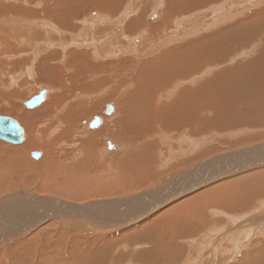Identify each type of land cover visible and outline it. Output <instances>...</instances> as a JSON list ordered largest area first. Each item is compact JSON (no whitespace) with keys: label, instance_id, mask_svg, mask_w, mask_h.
I'll use <instances>...</instances> for the list:
<instances>
[{"label":"rangeland","instance_id":"rangeland-1","mask_svg":"<svg viewBox=\"0 0 264 264\" xmlns=\"http://www.w3.org/2000/svg\"><path fill=\"white\" fill-rule=\"evenodd\" d=\"M64 1L65 0H38V7H37L35 4L34 6L32 5L33 0H29V1L25 0L22 2V5L24 9L28 10V13H26L25 11L18 10V5L20 4L19 0L0 1V4L2 5L3 8L2 12H0V17L3 18V22H5V24L3 23V25H1L2 22L0 24V28H1L0 31L1 30L5 31V34L0 32V40L4 41L5 39H9V44H11L10 47V45H8L7 43H5V45H3V43L2 44L0 43V66H2L0 67V116L14 119L15 121H17L18 124H20V127L22 128L23 132L28 133L26 128L27 125L25 124L26 125L25 127L24 125L25 122L22 123L23 120L21 118L22 116L21 114L26 112V110L28 113L34 111L32 112L34 114L32 115L31 113V115L35 117V111L41 108L39 106H43V104L45 105V101L48 102V100L43 101L42 104L37 106L38 108H34L35 110L27 108L22 103L29 101L34 96H36L37 92L41 91V89L39 90L38 87L39 88L41 87L43 89V86L49 87L50 85L51 86L49 88H53V89L51 91V94L49 93L47 99H50L49 97L52 94H58L59 97L63 99L61 103L58 105L57 110L63 107V105L68 107L70 104L71 106L72 105L71 103L74 102L76 103L84 102L87 105H93L94 108H98V107L99 108L97 109L96 112L83 116L81 119L78 120L77 126L70 129L61 128L62 129L61 130L59 128L60 131L57 130L55 133H52L53 130L50 131L52 127H48L49 124L45 125L44 127L46 128H44L43 130L47 131L45 132L47 133V135L45 134V138H43L44 141L43 139H41V143L39 144L40 146H38V148L33 149L35 151L29 150L30 152L29 151H27V153L24 152L21 156H19L20 159L19 165L15 167L14 163L11 161L7 162L6 164L0 163V199L4 198L7 195L15 194V192H19V191L28 192L29 196H27L26 198L36 197L39 199L47 198L48 200L49 199L58 200L60 201L58 202L59 207H63L62 210H67L66 208L71 207V205L73 206L75 204L76 206L73 208L74 212H78L79 210H77L76 208H80L82 207L81 205H86L91 203H92L91 205H94V202L96 204V201L97 204H99L98 202L103 203V202H109L111 200H122V199L124 200L136 196L143 199V197L146 195L144 198L147 199L141 200V205L150 206V207L156 205L155 206L156 209L152 207L153 210H151L150 208L148 212L145 215L141 216L140 218H137L133 214L121 218L119 220L121 223L117 222V220L120 217L119 218L115 217V221L117 222L118 225L112 227L111 224L113 225L115 223L107 224L105 229H103L105 225L99 224L95 228L103 229V230L102 231L100 230V232L97 233L96 235H93L94 233L91 232H88L89 234L87 233L85 235L84 230H82L80 226L77 227L76 226L77 224L74 221L73 222L76 225L74 224V227H72L73 222L71 220L73 219L70 218L68 219V217H59L58 218L59 221L58 219L47 222H43L40 220L41 221L40 223L37 222V224H35L36 227L33 228L34 230L29 234L30 236L27 235L26 237L20 239L19 241H17V239H19V236H17L16 231L9 230L6 236L9 235L13 237L14 240L13 241L6 240L3 243H0V264H167V261H165V259L155 258L152 256L153 251L155 250L160 251V246H162L161 242L163 241L162 237L165 240H168L167 244L169 243L173 244V240H170V238L172 239L174 238L173 237L174 232L170 230L169 231L162 230L163 220L168 221L169 219H171L172 221H174L175 219H178V217L182 215L181 213L182 207H184L185 205L191 206L193 203H198L197 206L199 205V203L200 204L202 203L204 204V206L209 208V210L204 211V215L206 216L207 221L205 224H201L202 226L198 227L197 229L195 228L189 229L188 231H192L189 234L186 231V236L180 235V239L177 241V244H179L178 245L179 248H177V252H175V253L179 252L178 256L177 254L171 255L173 257L168 264H174L175 262H176L175 264H264V229H263L264 226L262 225H261L262 227L261 226L255 227L258 228L256 229V231L257 230L258 231L257 232L255 231L253 236L251 234L250 238L245 240L246 242L243 240V242L246 243L245 244L242 242L243 244H245V247L241 251H238V253H236L237 254L236 256H231L230 253L226 250V248L233 247L232 246L233 244L229 239V237L225 241H223L222 239L223 237L217 235L212 238L214 233L216 234V232L218 233V231L220 232L222 230L223 232L224 231L230 232L232 231V229H234L233 228L234 224L231 223L230 217L235 216L241 218L237 222H250L251 218L254 217L262 218L264 216V156L263 155L260 156L261 155L260 153L255 152L252 155L250 153L249 154L250 157L247 155L248 158L243 157V160L242 157L241 158L238 157L236 158L235 162L242 161V163L246 167H251V168L240 170L237 173L235 171H232L233 173L232 175L225 177L219 176L215 180H212L215 177L214 176V173L216 172L215 168L221 165L219 164L218 159L225 157V155L227 154H234L239 151L247 152V150H251V146L253 147L255 145H259L264 142V113L262 114L260 113L257 115L246 114L240 117H231L229 118L230 120L229 119L218 120L215 118L214 122H217V124L218 123L226 124L224 120L226 122L229 121V123L228 125H224L223 128L222 127L216 128L207 123L206 127L203 128V130L205 131L194 130L191 133H189V131L188 130L186 131L185 129L182 131H178L175 128L177 123H179L178 121H176V119L179 117L175 115V112L176 114L178 112V115L181 114L180 117L184 116L185 114L180 113L179 111H174L169 114L167 113L165 116L166 119L163 120V123H160L161 125L160 124L159 126L158 124L151 125L152 130L150 129L151 130L150 132H153L151 133V136L154 137H150V140L148 138L147 141L145 140L144 137H141L135 142L133 140V146H132L133 151L130 149L127 150L129 153H132L133 156L131 159L129 158V160H127L123 158H126V154L128 153L125 150L126 147L125 144H127L126 142L127 141L129 142V140H125L122 135L120 136L117 133L118 127L114 123H111L112 122L111 120H107L111 116H109L105 112L106 107L108 105H112L113 107L116 108L115 109L116 115L121 116L123 114L124 108H122V103L124 101H127V95H128L127 93L128 92L132 93L131 96L135 93V89H133L132 84L131 86L128 85L133 80L135 81L137 77H139V74L141 72L140 70H142V67L148 65L150 60H151L150 64H153L151 62H154V60L156 61V58L158 59L159 57H161V55H163V57L164 55L167 56V53L169 51L177 48L175 46L180 47V45H182L183 43L187 44V42L189 43L194 39H195L194 41H196V38H199L201 36L211 35L215 31H216L215 33H218L219 31L220 32L224 31V29H227L228 31L231 30V28L232 29L240 28V26L245 27L247 23H251V24L255 23L258 25L261 23L262 20L260 21L258 20V18L260 19L259 17L260 15H258L260 14V12L256 14L255 11L259 10V8H253L251 7L252 5L251 6L249 5L250 7L246 6L247 7L246 8L245 3L248 2L247 0L244 1L215 0L213 3L207 5L205 4L210 0L204 3L202 2V0H195V2L197 1L199 2V6L196 7L197 10L189 11L190 12V15H188L190 17V18L188 17L189 19H186V17L181 16L189 13V12L182 13L184 10L188 11L189 8L187 7V3L185 2L183 3L182 7H178L175 10L176 16L178 15L179 17L177 18L178 20L173 19L174 20L173 23L171 24L168 23L169 26L166 25L164 27V23L162 21L163 20L162 13L165 5H159L160 4L159 0H115L120 2L119 6L115 10L116 12L114 11V15H116L117 17L112 14L114 9L112 11H110L108 8L102 9L103 6L106 5L102 3L103 0H94V1L82 0L80 4L84 5L83 6L84 10L83 11L81 10L82 12L79 13L78 18L72 21V25L70 24L69 26L72 30H75L74 32H78V33L75 34L74 32L73 33L66 32L64 35L61 36L57 30L51 31L48 26L41 27V25H43V23H47L50 17L49 14L45 13L44 10H52L58 7V5L62 4ZM86 1L89 4H87ZM232 3H235L237 8ZM237 3L240 5H238ZM241 4H244V6L242 5L243 6L242 7ZM14 5L16 6L13 7ZM132 5L134 7L137 6L139 8V11L138 13H136V10L134 9L133 17H131L126 22L125 25L126 27H123L124 29L126 28L123 34L124 35L127 34L129 37L133 38L136 35L138 36V34L144 29H149L150 27V29L153 30L152 31L150 29L147 31L144 30L146 37L144 36L145 39L144 38L142 39L144 43L141 41L143 45H141V47L139 48V53H131L130 50L129 53L118 54L116 57H112V58L109 57L108 59H106V57L104 56L105 53L109 54L111 51L114 52L117 51V47L119 46L129 45L128 41H126L121 35L120 30L122 28L120 27L119 19H121L120 17L124 16L127 6L132 7ZM231 5H233L234 9H231L232 7ZM240 6L242 8H239ZM212 7L215 8L214 9L215 11L212 9ZM219 8L221 12L222 11L224 12L222 13L220 12L221 14L219 12H218L219 14L214 13L216 11H219L218 10ZM244 8H246V10ZM33 9L34 10L36 9L35 13H31ZM107 9L109 11H107ZM228 9H231V11L233 12L235 11L236 15H234L235 13L233 14V12L230 13L231 11H229ZM242 9H244L245 11H243ZM247 9L253 11L248 10V12H250L248 13L246 12ZM16 11L19 13H17ZM94 11L100 13L104 12L105 15L107 14L110 15V19L114 18L115 21L112 19L111 20L112 23L107 24V26L103 25L102 27L98 25L99 24L97 21L98 15L97 13H92ZM178 11L181 12L182 14L179 13ZM242 11L245 13H243ZM154 12L157 14V17L155 19H152L151 15L155 14ZM225 12H228L230 14L227 13V15H225L226 14ZM89 14H92V17H95L96 19L85 22L84 20L88 19L86 16L89 17ZM137 14L139 15L137 16ZM105 15H102V17H105ZM222 15L223 16L225 15L224 17H226L227 19L223 21H219V23L217 24H214L212 27H210L211 29L207 27V25H209L210 23L212 24L215 17L217 20L218 17L219 20L223 18ZM191 16L193 17L192 21H191ZM231 16H233L234 18ZM60 17L62 18L59 19L65 22L66 15H61ZM138 17L141 18L142 21L141 26L136 27L132 25L127 30V26L131 25V22ZM19 19L23 20V23ZM186 20L189 21L187 22ZM83 21L87 24L92 23L98 26L96 29V33L97 31L98 33L97 34L95 33L96 35L94 34L95 37L93 35V30H91L93 28L89 25L87 26L84 23H82ZM248 21H252V22H248ZM181 22L187 24L184 26L185 28L178 27L182 25ZM150 24L153 26H151ZM142 26L144 27L143 29L141 28ZM147 26L149 27L147 28ZM189 30L192 33V35L190 36H189ZM56 31L58 32L59 35L55 33ZM174 32L176 34L177 33L179 34V36H177V39L170 40V42L168 43L171 44L169 45L166 44L161 49H157L158 46L156 45V43L162 42L163 38L170 37V35L173 34ZM186 32L188 33L187 35ZM82 33H84V35ZM175 33L173 34V37L176 35ZM26 34H29L31 36L29 37V35ZM220 34L221 33H218L219 36ZM180 35L184 36L185 38L182 36L180 37ZM27 36L31 44H29L28 39L26 40ZM92 36L94 39L97 38L98 40L102 39V41H100L101 45L100 43L97 45V43L95 42L97 46L96 47L94 41H92L94 46L93 44H91L92 42L88 43V41L90 42V39H92ZM217 37H218L217 34H215V36L213 35L209 37V39L207 38L205 40L206 42H204L203 40L202 41L204 42L203 45H208L210 42L214 43V40ZM83 38L85 40L80 42ZM258 38H261V36L260 37L258 36ZM157 39H162V40H157ZM48 40H50L52 45H49L51 43ZM72 41L77 42L76 44H78V46H76L75 42ZM152 42L154 43L156 42V43L154 44ZM81 44L83 47L81 46ZM88 44H90L89 47ZM191 44L195 45L194 42H191ZM66 45L67 46L69 45V47L65 48ZM149 45H151L152 47L151 46L149 47ZM153 45H155L154 48L156 49V52H154L155 49L153 48ZM197 45L198 44L196 43L195 47ZM1 47H3V49ZM61 47H64L65 49ZM146 48H148V50ZM151 48H153V50ZM95 49L100 50L99 53L101 52V54L99 55L98 54L96 55V53L94 54L93 52L95 51ZM142 49L147 51L143 52L142 54L141 53ZM3 50H7V51L10 50V51H8L9 53L7 51H6L7 53H4L5 51ZM65 53L66 55L73 53L82 54V59L84 57V54L85 56L89 55L86 57L87 60L84 62V64L99 66V67H95L96 70L98 71L93 72V69L88 67H83L82 59L80 60L73 58L72 63L69 64L68 58L65 55ZM36 55L38 56L35 59L34 57ZM255 56L256 54H254L253 56H249L247 58H238L233 64L223 66V68L221 65H215L218 66L219 69L216 68L212 70V73H206V72L203 73L204 70L197 71L196 73L194 72L191 74L192 76L196 74L197 76H201L205 74L203 77H201V80L204 78L203 79L204 81L203 80L200 81V79H198L197 82L194 81L195 83L194 82L190 84L188 83L190 86L192 84L195 86L192 85L190 87L189 85L187 86L185 84L181 88L191 89L200 86L201 83H204L205 81H207V79L211 78V76L214 73L221 72L224 68L231 69L236 65H238V62L250 61L254 59ZM18 58L19 60H17ZM120 58H122L123 60ZM138 58H140V61H138L139 60ZM88 59L90 62H88ZM152 59L154 60L152 61ZM164 59L165 58H163V60ZM92 61L94 63H92ZM107 63L108 66L105 65ZM110 65L111 66L114 65V66H112V68L110 69L111 67ZM119 65L121 66L119 67ZM81 66L83 67V71L85 72L83 73L82 76L86 75L84 79L86 80L85 81L86 84L85 82L83 84L79 83L75 87L73 86L74 88L70 87V90L69 89L65 90L64 88L66 85H64V83H61L62 82L60 80L61 77L62 79L71 78V76H74L76 74V68L80 69ZM105 66H107V68H105ZM38 67H40L41 73L43 72L46 73L47 67H50L51 69L50 73L54 74L53 76L56 78L59 77L58 82L56 83L54 82L53 84V83H49V81L46 82L45 80L44 83H42L39 80L37 74L35 73L36 71L39 73V70L36 69ZM162 67L163 65L159 66L158 70H161ZM32 68L34 69L32 70ZM132 69L133 72L131 71ZM31 70L33 72H31ZM115 70L116 72L114 73ZM100 72H102V75ZM124 72H126L125 76H124ZM95 73L100 75L97 77ZM130 73L132 76L131 75L128 76V74ZM110 74L113 75L111 76ZM76 76L77 75H75V77ZM94 76H96L95 79ZM192 76H188V77L193 78ZM149 77H151L150 81L153 83V73H150ZM125 79L126 80L130 79V80H128L129 81L128 82ZM97 80L100 81H98V83H95ZM126 83H128L127 87H126ZM98 84H100L101 86L99 85V87L97 88ZM78 90L79 91L81 90L80 92L82 93V95L85 94L83 95L84 97L76 96V93H80L77 92ZM179 90L180 89H178L177 92ZM15 92H17V94H15ZM205 92L206 94H208L209 90ZM174 95L175 94L171 95L172 97L170 96L171 102H173L174 100ZM165 97L161 98V102L165 103L164 101H166L167 104L168 103L170 104V101H168L169 97L168 98L166 97L168 100L167 99L165 100ZM131 99H133V97H131ZM208 100H209L208 97L203 99V101H208ZM11 106H14V108L16 109L14 114L11 113V111L14 112V110H8ZM64 108L63 110L67 109ZM44 113L47 115L48 112L46 111ZM36 114H40V113H36ZM62 115L63 113L60 114L59 116L61 117ZM210 115L213 114L211 113L207 114V119L209 120L213 118V116ZM251 116L254 117V118L252 117L253 118L252 121L254 120L253 121L254 123L251 121ZM18 117L20 119H18ZM94 117L102 118L103 121L101 125H99L100 127L99 126L96 128L89 127V122ZM256 117L259 120H256ZM40 118L43 119L44 117L43 116L39 117V115L35 117V120H37L36 121L37 124H40L42 122L39 121L41 120ZM245 118H247L246 121L249 122L250 124L244 121ZM199 120L204 121V119L202 118ZM235 120L238 121L240 120L239 121L240 125L234 127V125L239 124L238 121L236 123H233ZM58 122L59 120L55 116H52L51 123L53 124ZM202 125L204 126L205 123ZM108 130H110L109 133ZM104 131L106 132L104 133ZM100 132L102 135H104L102 136L103 138L101 137ZM26 133L24 134L23 141H26L27 139ZM90 134L91 135L95 134L96 136L98 135V137H96L97 138L96 142L101 141L100 144H97L99 143L97 142L93 145V148L95 149L94 156L96 157V159L92 157L94 158V160L92 159V161L88 159V155L89 156L93 155L92 154L93 149H91L90 151L88 150V147L85 145L86 142L85 139L89 137ZM107 141H111L114 144L115 149H111V151L104 150ZM116 141H118V144ZM192 142H195V146L194 144L192 145ZM0 143H1L0 145H2L1 146L2 154L0 155L1 157L4 155V153L10 150V148L8 147L21 148V146L23 145V142L17 145V144L8 143L2 139H0ZM7 143L10 144L11 146L7 145ZM116 144L118 148H120L119 150L117 149ZM146 144L150 146V147L148 146L150 150L148 148L147 149L143 148ZM39 147L42 148L40 149ZM183 148L186 149V151L184 150L186 154L184 153V151H182L181 153L179 152L180 150H183ZM50 150L53 152L51 153ZM135 150L138 151L141 150V153L140 154L136 153ZM188 151L190 152L189 154H187ZM42 152L44 153L42 154ZM48 152H50L51 156L53 157L51 163H47L45 159L46 154ZM78 152H80L79 155H77ZM32 153H40V157H42V159L40 157L38 159H34ZM179 153L182 155L180 156ZM157 156L159 158L158 161L156 160ZM146 157L148 159L150 158V161L152 162L147 163V160H145ZM213 161L215 164L212 166H208V164ZM254 163H256L257 165H253ZM198 164L201 165L203 164L202 167H205V170L202 173L203 177L200 180H202L203 178H208V177L210 178V175L212 174L210 179L212 181H209L208 183L201 185L202 187L200 186L193 189V191L189 190L184 194L178 195L174 200H172L167 204H165L166 202L163 203V196H162L163 194H160L161 197L154 196L153 193L155 191L153 192V190L157 188L159 184L160 185L163 184L170 177L171 179H173L175 177H180L183 174H187L189 170H191L194 166ZM230 164L232 165L234 163L230 161H225V163L221 166H226ZM206 167L210 168V170L207 171ZM213 167H215L214 168L215 170L211 169ZM177 183L181 184V182H177ZM241 184L242 186L246 184L245 185L246 190H241L238 192L237 189ZM252 189H254L255 191ZM175 196H172V198ZM24 200L28 201L26 199ZM159 200L161 201L160 204L158 203ZM65 203L67 205H65ZM69 203H71V205ZM81 210L80 212L85 213L84 211ZM88 213L89 215L96 214L94 212L92 214L91 210H89ZM196 218L197 219H195V221H198L199 215L196 216ZM199 221L202 222L200 219ZM70 224H72V226ZM69 225L71 227H69ZM179 225L182 224L180 223ZM260 227L262 229H260ZM3 229L6 230L5 228ZM179 232H181L180 229ZM234 232L237 233V231ZM163 234L165 236H163ZM156 235L157 237H154ZM216 237L217 238L220 237L221 240L216 241L217 239ZM206 239L207 241L209 240L208 243L205 242ZM156 241H159V243H157ZM206 243L210 244V246L208 245L209 246L208 247L207 245H205ZM214 245L217 246L218 248L215 247ZM204 248L205 250H203ZM213 249L216 251H214ZM233 253H235V251Z\"/></svg>","mask_w":264,"mask_h":264},{"label":"bare ground","instance_id":"bare-ground-1","mask_svg":"<svg viewBox=\"0 0 264 264\" xmlns=\"http://www.w3.org/2000/svg\"><path fill=\"white\" fill-rule=\"evenodd\" d=\"M1 1V0H0ZM20 1V4L18 5V10L19 11H25L26 13H28V10L27 9H24L23 8V5H22V2L25 1V0H19ZM29 1V0H27ZM82 0H65L62 4H59L58 7L52 9V10H44L45 13H48L49 14V21L47 23H43V25H41V27H49L51 31H55L57 30L60 35H64L66 32H74L75 30H72L69 26L70 24L72 25V21H74L75 19L78 18V15L80 12H82L84 9H83V4H80ZM94 1V0H93ZM160 1V4L159 5H165V7L163 8V13H162V18H163V23H164V27L166 25H168V23H173L174 20L173 19H177L179 18L178 15L176 16V13H175V10L176 8L178 7H182L183 6V3H187V7L188 8V11L186 12H189V11H194V10H197L196 7L199 6V2H195V0H159ZM208 0H202V2H206ZM215 0H210L209 2H207L205 5L207 4H211L213 3ZM244 1V0H243ZM248 2L245 3V7H253V8H259V10H256L255 13L257 14L258 12H260V19L258 18V20H262L260 24H251V23H247L245 25V27L243 26H240V28H234L232 29L231 27V30H228L227 29H224V31L222 32H218V33H221L220 36L218 35V33H215L217 34V38L214 40V43L210 42L208 45H203L204 42H206L205 40L211 36H215V34H211V35H207V36H201L199 38H196V41H191V42H194L195 45L196 43L198 44L196 47L194 44H191V42H187V44H182L179 46H175L177 48L169 51L167 53V56L164 55H161V57H159L158 59L156 58V61L154 59H152V61L154 60V62H151L153 64H150V61H149V64L148 65H144L145 67H142V70H140V74H139V77H137L135 79V81L133 80L128 86H133V89H135V93L131 96L132 93L128 92L127 94V101H124L122 103V108H124V112L123 114L120 116V115H116L115 113V107H113L112 105H108L106 107V110L105 112L111 116L109 117L107 120H111L112 122L111 123H114L117 127H118V134L121 136L124 137L125 140H129V142L125 141L127 144H125V150H132L133 151V140L134 142L138 139H140L141 137H144L145 140L147 141V139L149 138L150 140V137H154V136H151V133L153 132H150L152 129L151 125L154 124V125H157L159 126L160 123H163V120L166 119V114L168 113H172L174 111H179L180 113H183L185 114L184 116L180 117V115H178V112L176 114L175 112V115H177L179 118L176 119V121H178L179 123H177L176 125V129L178 131H182V130H188L189 133H191L192 131L194 130H198V131H205L203 130V128L206 127V124L208 123L209 125H212L213 127H216V128H223L224 125H228L229 121H225L224 122L226 124H222V123H218L217 122H214L215 118L218 119V120H222V119H229L231 117H240V116H244L246 114H262L264 113V0H247ZM87 2V1H86ZM91 2V1H90ZM123 2V1H122ZM132 2V1H131ZM103 4H106L105 6H103L102 9H106L108 8L110 11H112L113 9V12L112 14L114 15V11L116 10V8L119 6V3L118 1H115V0H103L102 2ZM166 3V4H165ZM202 3V4H203ZM231 3V2H230ZM236 3V2H235ZM235 3H232L234 4V6L236 7ZM34 4L38 7V0H33V6ZM87 4H89L87 2ZM134 4V2H133ZM223 4V3H222ZM227 4V3H226ZM238 4V3H237ZM138 5V4H136ZM135 5V6H136ZM142 5V3H141ZM158 5V4H157ZM186 5V4H185ZM228 5V4H227ZM240 5V4H238ZM237 5V6H238ZM244 6V4H241V6ZM250 5V6H249ZM16 5H14L13 7H15ZM202 6V5H201ZM218 6V5H217ZM216 6V7H217ZM231 9H234L233 8V5H231ZM239 7V8H242V7ZM159 7V6H158ZM220 7V6H219ZM246 7V8H247ZM142 8V7H140ZM162 8V7H161ZM204 8V7H203ZM226 8V6H225ZM230 8V7H229ZM237 8V7H236ZM246 8H244L246 10ZM94 9V8H93ZM107 9V11H109ZM133 9V10H132ZM134 9L136 10V13H138L139 11V8L136 6L134 7L132 5V7L130 6H127L126 8V12L124 13V16L123 17H120L121 19H119V24H120V27L122 28L120 30L121 32V35L123 36V38L128 41V44L127 46H119L117 47V51H111L109 54H106L105 53V57L106 59H108L109 57H116L118 54H124V53H129V51L131 50V53H139V48L141 47V45H143L141 43L142 39L144 38L145 39V31L149 30L150 27L147 26V28L149 27V29H144L142 30L138 36H134L133 38L129 37L127 34L124 35V29L123 27H126V22L131 18L133 17V12H134ZM160 9V8H159ZM181 9V8H180ZM212 9L214 10L215 8L212 7ZM231 9H228L229 11H231ZM244 9H242L243 11H245ZM3 8H2V5L0 4V12H2ZM82 10V11H81ZM212 10V11H213ZM219 11H216L214 13H220L221 10L220 8L218 9ZM241 10V9H240ZM248 10L250 9H247L246 12H248ZM36 9L32 10L31 13H35ZM211 11V9H210ZM215 11V10H214ZM242 11V12H243ZM250 11H253V10H250ZM17 12V11H16ZM116 12V11H115ZM162 12V11H161ZM179 12V11H178ZM185 12V13H186ZM224 12V11H222ZM221 12V13H222ZM233 11H231L230 13H232ZM237 12V11H236ZM241 12V11H240ZM239 12V13H240ZM19 13V12H17ZM92 13H97L98 15V18H97V21H98V25L102 26L105 25L107 26V24L109 23H112L110 19V15H105L104 12L103 13H100V12H92ZM155 13V12H154ZM181 13V12H179ZM184 13V12H182ZM181 13V14H182ZM193 13V12H192ZM200 13V12H199ZM218 13V14H219ZM220 13V14H221ZM227 15L228 12H225ZM228 13V14H230ZM235 13V11L233 12V14ZM245 13V12H243ZM250 13V12H248ZM141 14V13H140ZM194 14V13H193ZM238 14V13H237ZM61 15H66L65 17V22L61 21L59 18H62L60 17ZM102 15H105V17H102ZM112 15V16H113ZM139 14H137L138 16ZM142 15V14H141ZM190 15V12L186 15H181L182 17H186V19H189L190 17L188 16ZM195 15V14H194ZM192 15V16H194ZM217 15V14H216ZM216 15H213V16H216ZM224 15V16H225ZM236 15V13L234 14ZM83 16V14H82ZM116 16V15H114ZM113 16V17H114ZM159 16V15H158ZM191 16V21H192V17ZM223 16V15H222ZM221 18L219 20V17H218V20L215 19L213 20L212 24L210 23L209 25H207L208 28L212 27L214 24H217L219 23V21H223V20H226L227 18L224 17ZM88 19L87 20H84L85 22L87 21H90V20H95L96 18L95 17H92V14H89V17L86 16ZM117 17V16H116ZM152 19H155L157 17V14H152L151 15ZM173 17H176V18H173ZM181 17V18H182ZM189 17V18H188ZM196 17V16H195ZM194 17V18H195ZM221 17V16H220ZM233 17V16H231ZM248 17V16H247ZM228 18H229V15H228ZM234 18V17H233ZM6 19V18H5ZM213 19V18H212ZM243 19V18H241ZM22 23H23V20L19 19ZM117 20V19H116ZM158 20V18H157ZM173 20V21H172ZM178 20V19H177ZM176 20V21H177ZM184 20V19H183ZM82 22L84 23L85 25H89L91 26L93 29V35L96 33V29H97V25L95 24H87L85 22ZM115 21V20H114ZM125 21V22H124ZM161 21V22H162ZM172 21V22H171ZM187 22L189 20H186ZM185 21V22H186ZM2 22V24H1ZM76 22V21H75ZM141 18L138 17V18H135V20H133L131 22V25H128L127 26V30L130 26L134 25L136 27H140L141 26ZM152 22V21H151ZM150 22V23H151ZM248 22H252V21H248ZM256 22V21H255ZM3 23L5 24V22H3V18L0 17V24L3 25ZM26 23V22H25ZM78 23V22H77ZM117 23V22H115ZM145 23V22H144ZM149 23V22H148ZM176 23V22H175ZM182 25L181 26H178L179 28H185L184 26L187 25L185 24L184 22H181ZM194 23V22H193ZM227 23V22H226ZM238 23V22H237ZM243 23V22H242ZM36 24H39V23H36ZM80 24V22H79ZM152 24V23H151ZM150 24V25H151ZM115 25V24H114ZM118 25V24H117ZM239 25V24H238ZM39 26V25H37ZM153 26V25H151ZM169 26V25H168ZM197 26V25H196ZM199 26V25H198ZM119 27V26H118ZM117 27V28H118ZM195 27V25H194ZM206 27V28H207ZM227 27V26H226ZM48 28V29H49ZM70 28V29H69ZM142 29L144 28L143 26L141 27ZM154 28V27H153ZM162 28V27H160ZM222 28V27H221ZM225 28V27H224ZM229 28V29H230ZM1 29V28H0ZM113 29V28H112ZM110 29V30H112ZM120 29V28H119ZM158 29V28H157ZM178 29V28H177ZM195 29V28H194ZM203 29V28H202ZM211 29V28H210ZM47 30V29H45ZM99 30V29H98ZM114 30V29H113ZM137 30V29H136ZM140 30V29H138ZM151 31L153 29H150ZM217 30V29H216ZM219 30V29H218ZM50 31V32H51ZM55 32L56 34H58V32ZM81 31V30H80ZM79 31V32H80ZM116 31V30H115ZM164 31V29H163ZM166 31V29H165ZM174 31V30H173ZM172 31V32H173ZM187 31V30H186ZM0 32H2L3 34H5V31L1 30ZM31 32V31H30ZM46 32V31H45ZM48 32V31H47ZM118 32V31H117ZM131 32V31H130ZM176 32V31H175ZM174 32V33H175ZM7 33V32H6ZM53 33V32H52ZM75 34L78 33V32H74ZM98 33V31H97ZM96 33V34H97ZM119 33V32H118ZM168 33V32H167ZM173 33V34H174ZM185 33V32H184ZM49 34V33H48ZM84 35V33H82ZM81 34V35H82ZM95 34V35H96ZM161 34V33H160ZM173 34L170 35V37H165L162 39H157V40H162V42L160 43H156V48L157 49H161L164 45H169L171 43H168L170 42V40H176L177 39V36H179V34L175 33L176 35L173 37ZM188 33L186 32V35ZM26 35H29V34H26ZM59 35V34H58ZM94 35V37H95ZM192 35L191 31L189 30V36ZM31 35H29L30 37ZM76 36V35H75ZM78 36V35H77ZM90 36V35H89ZM145 36V37H144ZM157 36V35H155ZM182 35H180L181 37ZM258 36L261 38H258ZM26 37V36H25ZM110 37V36H109ZM179 37V38H180ZM184 37V36H182ZM63 38V37H62ZM91 38V37H90ZM185 38V37H184ZM28 39V36L26 38V40ZM31 39V38H30ZM81 40V39H80ZM85 39L83 38L80 42L84 41ZM111 40V39H109ZM183 40V39H182ZM204 40V42H202ZM35 41V40H34ZM50 42V40H48ZM76 41V40H75ZM75 41H72V42H75ZM78 41V40H77ZM87 41V39H86ZM92 41H94V44L95 42L97 43V45L100 43L101 45V42L102 39H94L93 36H92V39H90V42L88 41V43H91ZM108 41V40H107ZM181 41V40H180ZM27 42V41H26ZM28 42H29V39H28ZM33 42V40H32ZM104 42V41H103ZM102 42V43H103ZM144 43V41H142ZM173 42V41H172ZM0 43L3 45H5V43H7L8 45H10L11 47V44H9V39H5L4 41L0 40ZM11 43V42H10ZM51 43V42H50ZM55 43V42H54ZM77 42H75V45L78 46V44H76ZM79 43V42H78ZM154 43V42H152ZM151 43V45H152ZM154 43V44H155ZM29 44H31L29 42ZM49 44V43H48ZM66 44V43H65ZM64 44V45H65ZM68 44V43H67ZM80 44V43H79ZM93 44V42L91 43ZM93 44V46H94ZM177 44V43H176ZM7 45V46H8ZM49 45H52L49 44ZM48 45V46H49ZM55 45V44H54ZM62 45V44H61ZM60 45V46H61ZM71 45H74V44H71ZM90 44H88V47H89ZM149 45V47L151 46ZM179 45V44H178ZM56 46V45H55ZM54 46V47H55ZM80 46V45H79ZM82 46V44H81ZM85 46V44H84ZM96 46V44H95ZM155 45H153V48H154ZM252 46V47H251ZM5 47V46H3ZM3 47H1L3 49ZM9 47V46H8ZM69 45L65 46V48H68ZM83 47V46H82ZM97 47V46H96ZM112 47V46H111ZM148 47V48H149ZM152 47V46H151ZM167 47V46H166ZM7 48V47H5ZM61 48H64V47H61ZM64 48V49H65ZM148 48H146L148 50ZM153 48H151L153 50ZM170 48V47H169ZM249 48V49H248ZM11 49V48H10ZM34 49V48H32ZM155 49V48H154ZM12 50V49H11ZM38 50V49H37ZM146 50V51H147ZM5 51L4 53H7L8 51L10 50H3ZM7 51V52H6ZM33 51V50H32ZM66 51V50H65ZM64 51V52H65ZM100 50H96L93 52L94 54L96 53V55L98 54H101V52L99 53ZM145 50L142 49V54L143 52H146ZM12 52V51H11ZM67 52V51H66ZM77 52V51H76ZM153 52V51H152ZM156 52V49L155 51ZM9 53V52H8ZM80 53V52H79ZM86 53V52H85ZM150 53V51H149ZM145 54V53H144ZM254 54H256L255 58L250 60V61H241V62H238V65H236L235 67L231 68V69H226L224 68L221 72H218V73H214L211 78L207 79V81H205L204 83H201L200 86H197V87H194V88H191V89H183L181 88L182 86H184L185 84L188 86L190 83H193L194 81L197 82L198 79L201 80V77H203L204 75H201V76H197L196 75H191L192 73H196L197 71H203V73H212V70L218 68V66H215V65H221L222 68L223 66H226V65H230V64H233L238 58H247L249 56H253ZM35 55V54H34ZM40 55V54H38ZM36 55L34 58L36 59V57L38 56ZM66 55V53H65ZM74 55V57H73ZM149 55V54H148ZM67 58H68V62L69 64L72 63V59L75 58V59H82V54H68L66 55ZM87 56L89 55H86L84 54V57H83V62H82V66L83 67H88V68H91L93 69V72H97L98 70H96L95 67H99V66H94V65H86L84 64V62L87 60ZM93 56V55H92ZM23 57V55H22ZM97 57V56H96ZM99 57V56H98ZM169 57V58H168ZM174 57V58H173ZM33 58V59H34ZM66 58V57H65ZM163 58H165L163 60ZM97 59V58H96ZM122 59V58H120ZM126 59V58H125ZM135 59V58H134ZM139 59V60H138ZM137 60L140 61V58H138ZM19 60V58L17 59ZM123 60V59H122ZM133 60V59H132ZM43 61V60H42ZM135 61V60H134ZM13 62V61H12ZM15 62V61H14ZM66 62V61H65ZM88 62L89 59H88ZM87 62V63H88ZM101 62V61H100ZM133 62V61H132ZM92 63H94L92 61ZM114 63V62H113ZM134 63V62H133ZM89 64V63H88ZM119 64V63H118ZM139 64V63H138ZM14 65V63H13ZM67 65V64H66ZM108 66V63L105 64ZM116 65V64H114ZM112 65V66H114ZM123 65V64H121ZM119 65V67L121 66ZM163 65L162 69L161 70H158V67ZM34 66V65H33ZM81 66L80 69H77L76 68V74L77 75L75 77L74 76H71V78H63L61 77V83H64L65 86V90L69 89L70 90V87H75L77 84H83L86 80L85 79V76H82L83 73H85L83 71V67ZM107 66H105V68H107ZM111 66V65H110ZM112 66L110 67V69L112 68ZM220 66V67H221ZM2 67V66H0ZM15 67V66H14ZM63 67V66H62ZM79 67V66H78ZM127 67V66H126ZM101 68V66H100ZM125 68V66H124ZM123 68V70H124ZM134 68V67H133ZM207 68V69H206ZM34 68H32L33 70ZM39 70V73L36 71L35 73L37 74L39 80L44 83V81L46 80V82L49 81V83H53L54 82H58V78L54 77L51 72V69L50 67H47V72H43L41 73V69L40 67L36 68ZM109 69V68H108ZM107 69V70H108ZM130 69V68H129ZM140 69V68H139ZM138 69V70H139ZM31 70V72H33ZM53 70V69H52ZM68 70V69H67ZM70 70V69H69ZM113 70V69H112ZM122 70V69H121ZM49 71V72H48ZM65 71V70H64ZM120 71V70H119ZM133 72V69L131 70ZM130 71V72H131ZM109 72V71H108ZM116 72V70L114 71V73ZM131 72V73H132ZM101 75H102V72H100ZM128 74L129 75H131ZM150 73H153V83L150 81L151 77H149ZM29 74V73H28ZM34 74V73H33ZM32 74V75H33ZM96 74V73H95ZM104 74V73H103ZM120 74V73H119ZM133 74V73H132ZM30 75V76H32ZM56 75V74H55ZM97 77L100 75L96 74ZM111 75V74H110ZM109 75V76H110ZM113 75V74H112ZM111 75V76H112ZM126 75V72H124V76ZM210 75V74H209ZM208 75V76H209ZM59 76V75H58ZM93 76V75H92ZM132 76V75H131ZM134 76V75H133ZM163 76V77H161ZM188 76H192L193 78H190ZM196 76V77H194ZM35 77V76H34ZM96 76H94V79H95ZM101 77V76H100ZM126 78V77H125ZM129 78V77H128ZM208 78V77H207ZM93 79V78H92ZM100 79V78H99ZM17 80V79H16ZM126 80V79H125ZM130 80V79H128ZM126 80V81H128ZM39 81V82H40ZM98 81L100 80H97L95 83H98ZM204 81V80H203ZM45 82V84H46ZM92 82V81H91ZM106 82V81H105ZM125 82V81H124ZM129 82V81H128ZM179 82V84H178ZM89 83V82H88ZM189 83V84H188ZM195 83V82H194ZM69 84V85H68ZM86 84V82H85ZM102 84V83H101ZM123 84V83H122ZM125 84V83H124ZM127 84L126 83V87H127ZM149 84V85H148ZM173 84V85H172ZM91 85V83H90ZM89 85V86H90ZM96 85V84H95ZM100 84H98L97 88L99 87ZM172 85V86H171ZM193 85V84H192ZM191 85V86H192ZM51 86V85H50ZM49 86V87H50ZM101 86V85H100ZM125 86V85H124ZM190 86V85H189ZM190 86V87H191ZM195 86V85H193ZM47 86H43V89L40 87H38V89L41 91L42 90H45V97H44V101L45 100H48V102L45 101V105L43 104V106H39L41 108H39L37 111H35V117L39 115V117H44L43 119L39 120V121H42L40 124H37V120H35V117L32 116L34 113V111H32V115L31 113H28L27 110L26 112H24L23 114H21V118L23 120L22 123H24L25 127L27 128V131L28 133L27 134V139L26 141H23V145L21 146V148H11V147H8L10 148L9 151H7L6 153H4V155L1 157L0 156V163H3V164H6L7 162L11 161L14 163V166L16 167L17 165L20 164V159H19V156H21L24 152L27 153V151L29 150H32V151H35L33 149L35 148H38V146H40L39 144L41 143V139L45 138V134L47 135V132L46 130H43L45 125H48V127H52L54 129H50L53 130L52 133H55L57 130L60 131L61 128H67V129H70V128H73V127H76L77 124H78V120L81 119L83 116L85 115H88V114H91V113H94L97 111V109L99 108H94L93 105H87L85 104L84 102H79V103H71L72 105L68 107L64 106L59 108L57 110V107L58 105L61 103V101L63 99H61L59 97L58 94H52L49 98L50 99H47V97L49 96V93L51 94V91L53 88H49ZM73 87V88H74ZM86 87V86H85ZM88 87V86H87ZM112 87V85H111ZM147 87V89H146ZM112 89V88H111ZM161 89V90H160ZM168 89V90H167ZM180 89L178 92L177 90ZM77 90V89H76ZM100 90V88H99ZM167 90V92H166ZM208 94H206L205 91H208ZM37 92V95L41 92ZM81 91V90H80ZM79 90L77 92H80ZM103 91V90H102ZM105 91V89H104ZM110 91V89H109ZM122 91V90H121ZM131 91V90H130ZM76 92V91H75ZM75 92H74V95H75ZM85 92V91H84ZM112 92V91H111ZM120 92V91H119ZM143 92V93H142ZM164 94H163V93ZM88 93V92H87ZM86 93V94H87ZM162 93V94H161ZM15 94H17V92H15ZM119 94V93H118ZM124 94V93H123ZM161 94V96H160ZM174 95V100L173 102L170 101V96L171 95ZM85 95V94H83ZM82 93H76V96H82ZM5 96V94H4ZM118 96V95H117ZM169 99H167L166 97ZM16 97V96H14ZM13 97V98H14ZM89 97V96H88ZM131 97H133V99H131ZM165 97V100L167 99L168 101H170V104L166 103V101H164L165 103H162L161 102V98H164ZM172 97V96H171ZM206 97L209 98L208 101H203V99H205ZM46 98V99H45ZM106 98V97H105ZM83 99V98H81ZM79 100V99H78ZM77 101V100H76ZM80 101V100H79ZM91 101V100H90ZM106 101V100H105ZM114 101V100H113ZM122 101V99H121ZM24 102V101H23ZM27 102V101H26ZM102 102V101H101ZM43 103V102H42ZM41 103V104H42ZM47 103V104H46ZM91 103V102H90ZM100 103V102H99ZM119 103V101H118ZM25 105V102L22 103ZM109 104V103H108ZM124 104V105H123ZM124 106V107H123ZM67 108L66 110H63V108ZM38 108V107H36ZM64 108V109H65ZM126 108V110H125ZM182 109V110H180ZM8 110H14L11 111L12 114L15 113V108L14 106H11ZM35 110V109H34ZM25 111V110H24ZM29 111V110H28ZM31 111V110H30ZM48 112L47 115L44 113V112ZM50 111V112H49ZM122 111V110H121ZM120 112V111H119ZM198 112V113H197ZM10 113V112H8ZM36 113H42L41 115L40 114H36ZM63 115L60 117L59 115L62 114ZM208 113H211L213 115H210V116H213V118H211V120L207 119V114ZM57 114V115H56ZM102 114V113H100ZM113 114V116H112ZM171 115V114H170ZM52 116H55L59 122L58 123H51V118ZM95 116V115H94ZM99 116V115H98ZM103 116V115H102ZM168 117V116H167ZM175 117V116H174ZM253 116H251V121ZM95 118V117H94ZM93 118V119H94ZM99 118V125H101L102 123V118L98 117ZM176 118V117H175ZM204 119V121H200L199 119ZM18 119H20L18 117ZM91 119V121L93 120ZM170 119V117H169ZM247 118H245V122ZM250 119V118H249ZM21 120V121H22ZM230 120V119H229ZM256 120H259L257 119L256 117ZM91 121L89 122V125L91 123ZM166 121V120H165ZM172 121V119H171ZM238 120H235L233 123H236ZM240 121V120H239ZM238 121V123H239ZM250 121V122H251ZM254 121V120H253ZM252 121V122H253ZM17 122V121H16ZM231 122V121H230ZM172 123V122H171ZM196 123V124H194ZM205 125L203 126L202 124ZM248 124H250L249 122H247ZM254 123V122H253ZM161 125V124H160ZM173 125V124H172ZM240 125L237 124V125H234L235 126H238ZM242 125V124H241ZM20 126V124H19ZM157 126V127H158ZM100 127V126H99ZM112 127V126H111ZM227 127V126H226ZM233 127V126H231ZM21 128V127H20ZM60 128V129H59ZM109 129V128H108ZM151 129V130H150ZM22 130V128H21ZM49 130V129H48ZM62 130V129H61ZM90 130V129H89ZM111 130V129H110ZM108 130V133L109 131ZM115 130V129H114ZM64 131V130H63ZM23 132V130H22ZM65 132V131H64ZM106 131H104L105 133ZM23 132V140H24V134ZM99 133V131H98ZM103 133V134H104ZM157 133V132H155ZM51 134V133H50ZM62 134V133H61ZM101 134V132H100ZM52 135V134H51ZM50 135V136H51ZM112 135V133H111ZM110 135V136H111ZM118 135V136H119ZM155 135V134H154ZM104 136L101 134V137ZM98 135L96 136L95 134L91 135L89 137H87L85 140V145L88 147V150L91 151L92 150V156H89L88 155V159L92 161V159L94 160V158L96 159V157L94 156V151L95 149L93 148V145L99 141L96 142ZM116 137V135H115ZM100 138V137H99ZM98 138V139H99ZM103 138V137H102ZM109 138V137H108ZM112 138V137H111ZM83 139V138H82ZM105 139V138H104ZM110 139V138H109ZM113 139V138H112ZM131 139V140H130ZM155 139V138H154ZM197 139V138H196ZM46 140V139H45ZM101 140V139H100ZM111 140V139H110ZM115 140V139H114ZM44 141V139H43ZM48 141V140H47ZM132 141V142H131ZM25 142V143H24ZM101 142V141H100ZM97 143V144H100ZM117 144H118V141H116ZM197 143V142H196ZM200 143V142H199ZM264 143V142H263ZM259 144V145H255V146H251V150H247V152H237V153H234V154H230L227 159V161H230L232 163H235L236 161V158H241L242 157V160H243V157H247V155L249 156V154L251 153V155L255 152L257 153H260L261 155L260 156H264V144ZM1 144V143H0ZM4 144V143H3ZM96 144V145H97ZM116 144V146H117ZM194 144L195 146V142H192V145ZM7 145H10L7 143ZM18 145V144H17ZM50 145V144H49ZM102 145V144H101ZM2 145H0V155L2 154L1 153V147ZM5 146V145H4ZM11 146V145H10ZM15 146V145H13ZM149 145H145L143 148L144 149H147ZM50 147V146H48ZM103 147V146H102ZM150 147V146H149ZM156 147V146H155ZM197 147V145H196ZM40 149L42 147H39ZM104 148V147H103ZM108 148V149H107ZM192 148V147H191ZM194 148V147H193ZM50 149V148H49ZM48 149V151H49ZM111 149H115L114 148V144L111 142V141H107L106 143V146H105V149L104 150H110ZM117 149L119 150L120 148H118L117 146ZM149 149V148H148ZM244 149V150H245ZM37 150V149H36ZM103 150V149H102ZM150 150V149H149ZM157 150V149H156ZM186 151V149L183 148V150H180L179 152L181 153L182 151ZM196 150V149H195ZM42 151V150H41ZM117 151V150H115ZM148 151V150H147ZM158 151V150H157ZM184 151V153L186 154V152ZM30 152V151H29ZM39 152V151H37ZM50 152L52 153L53 151L50 150ZM48 152L46 154V161L47 163H51V161L53 160V157L51 156V153ZM99 152V151H98ZM107 152V151H106ZM128 152V151H127ZM136 153H141V150L138 151V150H135ZM143 152V151H142ZM149 152V151H148ZM44 152H42L43 154ZM46 153V152H45ZM125 153V151H124ZM144 153V152H143ZM179 153V154H180ZM190 152L188 151L187 154H189ZM31 154V153H30ZM80 152H78L77 155H79ZM145 154V153H144ZM156 154V153H155ZM45 155V154H44ZM157 155V154H156ZM182 154H180L181 156ZM257 155V154H256ZM259 155V154H258ZM43 156V155H42ZM87 156V155H86ZM85 156V157H86ZM132 153H127L126 154V158H123V159H127L129 160V158L131 159L132 158ZM150 156V155H149ZM187 156V155H186ZM259 156V157H260ZM44 157V156H43ZM94 157V158H92ZM250 157V156H249ZM30 158V157H28ZM42 159V157H40ZM184 158V157H183ZM224 158V157H223ZM223 158L221 159H218V162L219 164L223 165L224 163L221 162L223 160ZM248 158V157H247ZM35 159V158H34ZM158 156H157V161H158ZM226 159V158H225ZM224 159V160H225ZM5 160V161H4ZM40 160V159H39ZM86 160V159H85ZM84 160V161H85ZM138 160V159H137ZM147 160V163L148 162H152L150 161V158L148 159L146 157ZM155 160V162H156ZM240 160V159H238ZM90 161V162H91ZM96 161V160H95ZM94 161V162H95ZM247 161V160H245ZM214 162V161H213ZM217 162V161H216ZM221 162V163H220ZM242 162V161H241ZM85 163V162H84ZM92 163V162H91ZM137 163V162H136ZM154 163V162H153ZM158 163V162H157ZM202 163V162H201ZM205 163V162H204ZM208 163V162H207ZM39 164V163H38ZM86 164V163H85ZM144 164V163H143ZM89 165V164H88ZM203 165V164H202ZM201 164H198L196 166H194L191 170H189V172H187V174H183L181 175L180 177H175L173 179H171V177L169 179H167L163 184H159L158 187L160 188V191L156 190V188L153 190V194L154 196H158L159 197V194H163V203L166 202L165 204L171 202L172 200H174L178 195H176L175 197L172 198V196L170 197V195H167V191H169V188H171L172 186H178L179 184L177 182H181V179L182 178H185L184 182L182 183L183 185L185 183H187L188 186L192 187L191 191H193V189L199 187V184H196L198 180H200L203 176H202V173L204 172L205 170V167H202ZM220 165V166H221ZM231 165V164H230ZM253 165H257L256 163H254ZM134 166H135V163H134ZM261 166V165H260ZM82 168V166H81ZM136 168V167H135ZM207 168V167H206ZM259 168V166H258ZM78 169V168H77ZM182 169V168H181ZM261 169V168H260ZM210 170V168H207V171ZM215 170V169H214ZM213 170V171H214ZM185 172V170H184ZM212 172V171H211ZM210 173V172H209ZM213 173V172H212ZM246 173V172H245ZM211 176L212 174L210 175V179H211ZM90 177V176H89ZM135 177V176H134ZM94 178V177H93ZM188 178H191V182L192 183H189ZM90 179V178H89ZM90 181V180H89ZM92 182V181H91ZM90 182V183H91ZM162 183V182H161ZM201 185V184H200ZM246 185V184H245ZM245 185L242 186L239 185V188L237 189V191H241V190H246V187ZM157 187V188H158ZM165 189H164V188ZM202 187V186H201ZM152 188V187H151ZM248 188V187H247ZM163 190V191H161ZM190 190V189H189ZM189 190H186L189 191ZM248 190V189H247ZM254 190V189H252ZM144 191V190H143ZM255 191V190H254ZM228 192V191H227ZM244 192V191H242ZM253 192V191H252ZM199 193V192H198ZM165 194V195H164ZM174 194V193H172ZM171 194V195H172ZM196 194V193H195ZM227 194V193H226ZM225 194V195H226ZM252 194V193H251ZM141 195V194H140ZM224 195V196H225ZM228 195V194H227ZM249 195V194H248ZM27 196H29V193L28 192H15V194H12V195H7L5 196L4 198L0 199V243H3L4 241H13V237L7 235V232L9 230H14L16 231L17 233V236H19V239H17V241H19L20 239H23L24 237H26L27 235H29L35 228V224L40 223L41 221L43 222H47V221H52V220H57L59 217H57V210H56V207H59V204L58 200H48L47 198L46 199H42V198H26ZM32 196V195H30ZM146 196V195H145ZM144 196V197H145ZM201 196V195H200ZM25 197V198H24ZM143 197V199H145ZM169 197V198H168ZM227 198V197H226ZM24 199L28 200V201H25ZM53 199V198H51ZM141 198V200H143ZM147 199V198H146ZM145 199V200H146ZM230 199V198H229ZM69 200V199H68ZM156 200V199H155ZM184 200V199H183ZM228 200V199H227ZM93 201V200H92ZM150 201V200H148ZM160 201V200H159ZM195 201V199H194ZM238 201V200H237ZM62 202V200H61ZM199 202V201H198ZM229 202V201H228ZM67 203V202H66ZM65 203V205H67ZM95 203V202H94ZM100 204V202H98ZM234 203V202H233ZM240 203V202H239ZM70 204V203H69ZM73 204V203H72ZM96 204H97V201H96ZM143 204V203H142ZM160 204V203H159ZM181 204V203H180ZM179 204V205H180ZM198 203H193L191 206L190 205H185L184 207H182V210H181V213L182 215H180L178 217V219H175L174 221H172L171 219H169L168 221H165L163 220V229L162 230H167V231H172L174 232V235H173V239L170 238V240H173V244H167V241L168 240H165L163 237V241L161 242L162 246H160V251H153V254L152 256L155 257V258H162V259H165V261H167V264L169 263L170 260H172V257L171 255L173 254H177L178 256V253H175L177 252V248H179V244H177V241L180 239V235L181 236H186V231L187 233H191L192 231H188L189 229H192V228H195L197 229L198 227H201L202 225L201 224H205L206 223V216L204 215V211L205 210H209V208H207L206 206H204V204H200L197 206ZM242 204V203H241ZM71 205V204H70ZM158 205V204H157ZM76 205L74 204L73 206L71 205V208H74ZM144 205H142L143 207ZM154 206V205H153ZM151 206V210L152 207ZM67 207V206H66ZM238 208V207H237ZM77 210H79L78 214H81L82 212H80V210L82 209L81 207L80 208H76ZM156 209V207H155ZM88 211L90 209H87ZM96 210V209H95ZM81 211H84L86 212L84 209L81 210ZM87 211V212H88ZM101 213L102 212H105V208L104 209H100ZM178 211V210H177ZM176 211V212H177ZM174 212V211H173ZM91 213V212H89ZM88 213V217H89V220H88V224L87 223H82L81 225V229L84 230L85 232V235L88 233V232H91V233H94L93 235H96L97 233L100 232V230L102 231L103 229H105V227L107 226V224H111L113 223L114 220H112L111 218L113 217H110L111 215H114L115 213H110V214H102V216H98L97 214H94V215H89ZM172 213V212H171ZM83 214V213H82ZM93 214V212H92ZM159 214V213H158ZM110 215V216H109ZM199 215V219L202 221L200 222L199 219L198 221H195L196 216ZM148 216V215H147ZM243 217V216H242ZM117 218V217H116ZM119 218V217H118ZM60 219H63V218H60ZM66 219V218H65ZM69 219V218H68ZM71 219V218H70ZM115 219V217H114ZM239 219V217H230V221L231 223L234 224V229H232V231L230 232H223L222 230L218 233L216 232V234L214 233V235L212 236L215 237L216 235L217 236H220V237H223V241L227 240L228 237L229 239L231 240L232 242V246L231 248H226V250L230 253L231 256H236L238 253V251H241L244 247H245V240L249 239L251 234L253 236L254 232L256 231V229L258 228H255V227H259V226H264V216L261 218V217H254V218H251L250 222H237ZM41 220V221H40ZM179 220V221H178ZM59 221V219H58ZM72 222L74 220H71ZM130 221V220H129ZM133 221V220H131ZM71 222V223H72ZM96 223V224H95ZM121 223V222H120ZM123 223V221H122ZM182 224V225H179V224ZM42 224V223H41ZM74 222H73V226L72 224H70L72 227H74ZM91 224V225H90ZM99 224H104V228L103 229H96L95 227ZM40 225V224H39ZM69 225V227H71ZM76 225V224H75ZM116 225H118L117 223L115 224H111V226L115 227ZM78 227V225H76ZM160 226V225H159ZM261 226V227H262ZM5 228L6 230H4L3 228ZM24 227V228H22ZM158 227V226H157ZM184 227V228H183ZM260 227V229H262ZM79 228V229H80ZM232 228V227H231ZM80 229V230H81ZM179 229L181 230V232H179ZM230 229V228H229ZM228 229V231H229ZM264 229V227H263ZM38 230V229H37ZM76 230V229H75ZM79 230V231H80ZM231 230V229H230ZM234 231H237L234 232ZM258 231V230H257ZM256 231V232H257ZM81 232V231H80ZM79 232V233H80ZM34 233V232H33ZM90 233V234H91ZM89 234V233H88ZM256 234V233H255ZM179 235V237H178ZM209 235V234H208ZM30 236V235H29ZM163 236H165L163 234ZM86 237V236H85ZM152 237V236H151ZM154 237H157L154 236ZM211 237V236H210ZM220 237H216V241H219L221 240ZM211 238V239H212ZM155 239V238H154ZM157 239V238H156ZM243 240L245 242H243ZM22 241V240H21ZM209 241V240H208ZM207 239L205 242H207ZM212 241V240H211ZM210 241V242H211ZM157 243H159V241H156ZM164 242V243H163ZM176 242V243H175ZM245 244H243V243ZM205 244V245H209L210 244ZM218 243V242H216ZM240 243V244H239ZM5 244V243H4ZM215 244V243H214ZM248 244V243H247ZM6 245H9V244H6ZM216 245V244H215ZM214 245V246H215ZM240 245V246H239ZM165 246V247H164ZM208 246V247H209ZM212 246V245H211ZM213 247V246H212ZM217 247V246H215ZM214 247V248H215ZM218 248V247H217ZM216 248V250H217ZM202 249V248H201ZM210 249V248H209ZM172 250V251H171ZM205 250V248L203 249ZM214 250V249H213ZM214 250V251H216ZM202 251V250H201ZM235 251V253H233ZM152 252V251H151ZM212 254V253H211ZM234 254V255H233ZM175 256V257H177ZM231 259V258H230ZM159 260V259H158ZM172 262V261H171ZM174 262V261H173ZM176 263V262H175ZM174 263V264H175Z\"/></svg>","mask_w":264,"mask_h":264},{"label":"water","instance_id":"water-1","mask_svg":"<svg viewBox=\"0 0 264 264\" xmlns=\"http://www.w3.org/2000/svg\"><path fill=\"white\" fill-rule=\"evenodd\" d=\"M45 94H46L45 90H42L38 95L34 96L32 99L25 102V106L29 109L36 108L44 101ZM99 123H100L99 118L95 117L91 121L89 127L96 128L99 126ZM0 139L8 143H11V144H20L23 142V132L19 124L14 119L9 118V117L0 116ZM229 155L230 154L225 155V157L223 158L221 162H223L225 158H226L225 161H227L228 160L227 157ZM32 156L33 158L38 159L40 157V153H32ZM225 161L223 163H225ZM214 164H215L214 162H211L208 164V166H212ZM214 168L215 167L211 169H214ZM249 168L251 167H246L242 162H235L232 165H226V166H217V168H215L216 172L214 173L215 177L212 180H215L219 176L225 177V176L232 175L233 174L232 171H235L237 173L240 170L249 169ZM184 179L185 178L181 179L182 183L185 181ZM186 180H188L189 183H192L191 178H188ZM212 180H210L209 177L203 178L200 181L198 180L196 184H199V187H200L201 185L208 183L209 181H212ZM182 183L179 184L178 186H172L171 189L167 191L168 193L167 195H170V197L175 196V195H181V194L186 193V190L192 189V187L188 186L187 183H185L184 185ZM156 190L160 191V188L158 187L156 188ZM160 194H159V197H161ZM160 202L161 201H159L158 203ZM91 204L81 205L82 206L81 208L86 211L83 214H78L74 212V209L71 207L66 208L67 210H62L63 207H56V210L58 212L57 217L71 218L74 220V222L78 226L81 227L82 223H87L89 220V217L87 215L88 214L87 209H90L92 212L96 213L98 216L100 215L102 216V214L115 213L114 215H111V216L109 215V216L113 217L111 218L112 220H114L113 223H117V222H120L119 220L121 218L127 217L132 214L135 215L137 218H140L141 216L145 215L148 212V210L151 208L150 206L142 207L141 198H139L138 196L133 197V198L124 199V200L123 199L122 200H111L109 202H103L100 204H95V203L94 205H91ZM155 206L156 205H154L153 207L155 208ZM104 208H105V212L100 213V209H104ZM114 217H120V218L116 222Z\"/></svg>","mask_w":264,"mask_h":264},{"label":"crops","instance_id":"crops-1","mask_svg":"<svg viewBox=\"0 0 264 264\" xmlns=\"http://www.w3.org/2000/svg\"><path fill=\"white\" fill-rule=\"evenodd\" d=\"M187 10H184L183 12L185 13Z\"/></svg>","mask_w":264,"mask_h":264}]
</instances>
